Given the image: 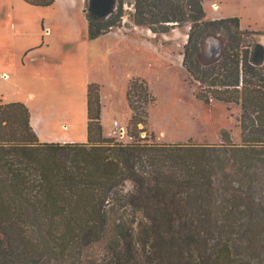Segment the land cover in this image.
Returning a JSON list of instances; mask_svg holds the SVG:
<instances>
[{"label": "trees", "instance_id": "obj_1", "mask_svg": "<svg viewBox=\"0 0 264 264\" xmlns=\"http://www.w3.org/2000/svg\"><path fill=\"white\" fill-rule=\"evenodd\" d=\"M205 1L133 0L131 19L154 33L189 24L182 65L207 87L197 95L205 103L239 107L240 141L226 130L207 145L107 138L93 82L85 142H41L27 107L0 101V264H254L241 248L255 250L264 235V49L255 59L258 43L244 36L260 33L241 29L236 16L206 19ZM121 5L104 20L86 12L87 38L115 26ZM214 28L226 36L219 58L189 65L199 36ZM125 97L136 131L152 98L137 78ZM99 243L103 255H90Z\"/></svg>", "mask_w": 264, "mask_h": 264}, {"label": "rangeland", "instance_id": "obj_2", "mask_svg": "<svg viewBox=\"0 0 264 264\" xmlns=\"http://www.w3.org/2000/svg\"><path fill=\"white\" fill-rule=\"evenodd\" d=\"M120 1L122 3L121 17L115 26L109 28L108 32L118 31L119 28L129 32L136 26L134 29L139 35L140 42L154 51L140 45L134 47L133 51L130 47L123 46V50H119L116 60L112 61V66L115 67L112 74L104 73L101 66L96 67L98 70L95 73L97 79L103 84L100 98L106 131L112 120L116 119L121 126L126 127L132 136L136 135L141 139L144 137L143 139L157 143L216 144L221 142L220 133L222 130L228 131L234 142H239V129L236 125L239 107L216 100H212L209 104L205 103L203 98L197 95L207 93V87L196 80L182 65L189 24L171 26L166 33H154L145 26H137L133 23L131 19L134 12L133 0ZM22 3L23 0H0L1 63L7 59L11 60L16 54L14 53L16 49L7 48L6 45L11 47L12 42H23L18 23V29H14V23L18 22L17 18L25 9ZM214 3L207 2L205 4L206 19L213 20L210 17L217 15L238 17L241 29L260 33L244 36V40L252 41L253 39L259 44L260 49H264V0H219V6L216 5L215 9ZM74 4L68 6L72 22H69L70 18L66 19L60 15V10L66 7L62 0H55L52 5L41 8L44 26L50 25L49 34H51L49 38L51 46L46 57L58 56L61 63H67L70 60V64L74 62L75 67L78 68L83 58L92 54L95 46L90 44L86 38H81L82 34L85 35V27L81 19L80 8L86 9L87 0H74ZM118 4L119 0H117L114 12L117 11ZM86 12L85 10V17ZM26 16L33 17L29 13ZM69 26L72 27L71 33L75 30V35L64 39L60 32L64 27L69 28ZM201 32L203 30L199 31L200 34ZM145 35L149 37L147 41H145V37H147ZM225 41L226 36L223 28L206 29L199 36V52L189 56L188 64L204 67L213 63L219 58ZM130 77L144 81L152 98L146 107L148 114L146 123L138 124L136 131L128 124L129 109L126 104L125 92L126 83L128 84L127 79ZM3 91V86L0 84V92ZM139 129L140 132L137 134ZM106 134L107 132L103 133L108 138ZM174 208L178 213H182L180 208ZM237 236L241 241L246 240L245 236L240 233ZM263 236L260 234L259 240L255 242V250L241 248V253L246 256V259H251L254 264H264ZM182 247L183 250L186 249V241ZM103 249V244L99 243L89 251V254L101 257Z\"/></svg>", "mask_w": 264, "mask_h": 264}, {"label": "crops", "instance_id": "obj_3", "mask_svg": "<svg viewBox=\"0 0 264 264\" xmlns=\"http://www.w3.org/2000/svg\"><path fill=\"white\" fill-rule=\"evenodd\" d=\"M62 1L66 7L60 10V15L69 19L68 6L75 5L74 0ZM207 2H215L213 5L219 6V0H212L205 1L204 8ZM22 5L25 9L17 18L18 22L12 23L15 24L14 29H18L19 24V33L23 42H12L11 47L6 45L7 48L16 49L14 52L16 54L11 60L7 59L3 63L0 61V84L4 89L0 92V101L23 103L29 110L30 126L41 142H85L87 140V85L92 82L99 84V95L103 85L95 74L98 72V66L102 67L104 73L112 74L115 70L112 61L116 60L123 46L130 47L131 50L138 45L152 49L140 42L139 35L134 29L136 26L129 32L119 28L118 31H109L94 39L87 38L85 8H80L85 27V35L82 34L81 38H86L90 44H94L95 50L83 58L78 68L75 67L74 62L70 64V60L67 63H61L58 56L46 57L51 46L49 39L51 34H49L50 25L44 26L41 7L47 6L32 5L25 0ZM28 13L33 17L26 16ZM223 17L231 16L217 15L210 19ZM69 22H72V18ZM240 27H242L241 24ZM71 32L72 27L69 26V28L64 27L60 34L64 39H69L75 35V30ZM145 36L147 41L149 37ZM113 121L117 120L113 119ZM100 123L103 133L110 130L111 125L107 131L105 129L102 112Z\"/></svg>", "mask_w": 264, "mask_h": 264}, {"label": "water", "instance_id": "obj_4", "mask_svg": "<svg viewBox=\"0 0 264 264\" xmlns=\"http://www.w3.org/2000/svg\"><path fill=\"white\" fill-rule=\"evenodd\" d=\"M116 3L117 0H87V7L85 10L91 15L93 19L104 20L114 12ZM262 54L263 49H260L259 44H256L254 55L255 59L261 58Z\"/></svg>", "mask_w": 264, "mask_h": 264}, {"label": "built area", "instance_id": "obj_5", "mask_svg": "<svg viewBox=\"0 0 264 264\" xmlns=\"http://www.w3.org/2000/svg\"><path fill=\"white\" fill-rule=\"evenodd\" d=\"M108 138H112L117 142H131L133 136L130 135L126 127L121 126L118 121H113L110 130L107 131Z\"/></svg>", "mask_w": 264, "mask_h": 264}, {"label": "bare ground", "instance_id": "obj_6", "mask_svg": "<svg viewBox=\"0 0 264 264\" xmlns=\"http://www.w3.org/2000/svg\"><path fill=\"white\" fill-rule=\"evenodd\" d=\"M213 7H214V9H215V8H217V6H216V5H213ZM62 114H63V113H62Z\"/></svg>", "mask_w": 264, "mask_h": 264}]
</instances>
